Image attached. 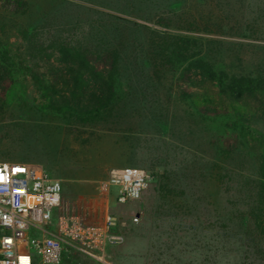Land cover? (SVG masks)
<instances>
[{"label": "rangeland", "instance_id": "rangeland-1", "mask_svg": "<svg viewBox=\"0 0 264 264\" xmlns=\"http://www.w3.org/2000/svg\"><path fill=\"white\" fill-rule=\"evenodd\" d=\"M26 2L24 13L0 17L14 52L25 49L20 33L40 27L43 37L59 31L90 47L121 41L123 48L112 117L77 126L41 109L21 70L0 113V163L38 165L61 180L54 221L74 218L100 229L110 216L122 237L106 248L89 241L62 264H264L260 221L250 216L257 192L251 154L219 155L224 119L195 117L178 94L186 87L177 74L158 78L147 59L154 35L187 34L201 38L218 68L264 76V0ZM196 18L205 31L187 30ZM161 19L168 28L157 25ZM49 63L43 57L30 65L46 78ZM188 90L214 94L210 84ZM124 167L141 168L148 179L138 197L120 204L108 173Z\"/></svg>", "mask_w": 264, "mask_h": 264}, {"label": "trees", "instance_id": "trees-1", "mask_svg": "<svg viewBox=\"0 0 264 264\" xmlns=\"http://www.w3.org/2000/svg\"><path fill=\"white\" fill-rule=\"evenodd\" d=\"M26 8V0H0V17L4 13L17 16ZM167 24L161 19L157 25L168 28ZM204 26L201 18H196L187 30L201 33L205 31ZM57 32L48 31L47 37H43V27H40L29 34L20 33L25 40L21 53L14 52L5 27L0 24V113L16 73L21 70L39 94L41 109L68 117L77 126L112 117L120 99L121 41L90 47L81 38H69L64 36L65 32L64 35ZM154 37L150 44L154 49L147 59L155 75L159 78L177 74V81L186 87L181 86L178 94L181 100L188 102L195 117L207 122L224 119L217 153L225 157L251 154L256 167L257 192L253 205L249 206L250 216L259 219L256 228L264 235V76L218 68L211 57L202 52L201 38L165 33ZM43 57L48 63L51 59L55 62L49 66L46 78L30 65L43 61ZM206 84L211 85L213 95L208 91L197 94L188 90L190 87L201 89Z\"/></svg>", "mask_w": 264, "mask_h": 264}, {"label": "built area", "instance_id": "built-area-1", "mask_svg": "<svg viewBox=\"0 0 264 264\" xmlns=\"http://www.w3.org/2000/svg\"><path fill=\"white\" fill-rule=\"evenodd\" d=\"M147 179L146 171L137 167L114 168L108 173V184L117 189L120 204L138 197ZM61 194V180L45 168L0 163V264H62L67 253L81 251L89 241L97 240L103 247L121 243L110 216L104 217L100 229L74 218L54 221Z\"/></svg>", "mask_w": 264, "mask_h": 264}, {"label": "crops", "instance_id": "crops-1", "mask_svg": "<svg viewBox=\"0 0 264 264\" xmlns=\"http://www.w3.org/2000/svg\"><path fill=\"white\" fill-rule=\"evenodd\" d=\"M94 241H96V240H93V241H91V242H94ZM103 248H106V247H103Z\"/></svg>", "mask_w": 264, "mask_h": 264}]
</instances>
